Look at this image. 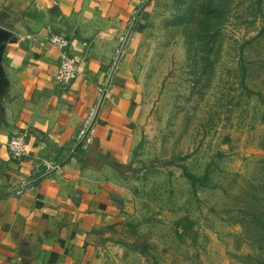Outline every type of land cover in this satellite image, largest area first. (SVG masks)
I'll list each match as a JSON object with an SVG mask.
<instances>
[{
    "label": "rangeland",
    "instance_id": "1",
    "mask_svg": "<svg viewBox=\"0 0 264 264\" xmlns=\"http://www.w3.org/2000/svg\"><path fill=\"white\" fill-rule=\"evenodd\" d=\"M126 49L139 113L117 257L264 259V0H150Z\"/></svg>",
    "mask_w": 264,
    "mask_h": 264
},
{
    "label": "crops",
    "instance_id": "2",
    "mask_svg": "<svg viewBox=\"0 0 264 264\" xmlns=\"http://www.w3.org/2000/svg\"><path fill=\"white\" fill-rule=\"evenodd\" d=\"M147 2L0 0V264H122L109 238L132 210L139 113L125 41ZM51 34L78 60L67 87L55 83ZM104 95L92 143L80 147ZM18 132L28 134L20 161L7 148Z\"/></svg>",
    "mask_w": 264,
    "mask_h": 264
},
{
    "label": "built area",
    "instance_id": "3",
    "mask_svg": "<svg viewBox=\"0 0 264 264\" xmlns=\"http://www.w3.org/2000/svg\"><path fill=\"white\" fill-rule=\"evenodd\" d=\"M122 41H124V38H122ZM49 42L60 52V65L55 76V83L61 87H67L80 74L78 60L69 53L70 43L66 37L59 34H51ZM95 116V111L90 113V116L85 121L83 128L77 136L76 141L80 147L86 148L92 143L93 120ZM27 137L28 134L26 132H18L10 137L7 148L13 160L20 161L29 155L27 150ZM72 152L74 153L75 150L73 149Z\"/></svg>",
    "mask_w": 264,
    "mask_h": 264
},
{
    "label": "water",
    "instance_id": "4",
    "mask_svg": "<svg viewBox=\"0 0 264 264\" xmlns=\"http://www.w3.org/2000/svg\"><path fill=\"white\" fill-rule=\"evenodd\" d=\"M149 1H150V0H148V2H149ZM148 2H147V3H148ZM147 3H146V4H147ZM146 4H145V6H146ZM142 11H143V9L139 12L137 18L135 19V21H134V23H133V25H132V27H131V29H130V31H129V34H128V36H127V39H126V41H125V45L129 42V40H130V38H131V35H132V33H133L134 27L136 26L137 20H138L140 14L142 13ZM120 58H121V55L118 57V60H117L115 66H114V68H113V70H112L111 78H112V76H113V74H114V72H115V70H116V68H117V65H118V63H119ZM111 78H110V79H111ZM104 98H105V95L102 97V100H101L100 105H99V107H98L97 114H96V117H95L94 121L97 119V116H98V114H99V112H100V109H101V106H102V104H103Z\"/></svg>",
    "mask_w": 264,
    "mask_h": 264
},
{
    "label": "trees",
    "instance_id": "5",
    "mask_svg": "<svg viewBox=\"0 0 264 264\" xmlns=\"http://www.w3.org/2000/svg\"><path fill=\"white\" fill-rule=\"evenodd\" d=\"M188 178L191 180L192 185L195 187L198 184L203 185L205 181L208 179V176L206 175L203 178H198L195 175H189ZM186 228H188V226H186ZM248 259L249 260L251 259L250 256H248ZM250 264H264V259H261L260 257H256L253 263L250 262Z\"/></svg>",
    "mask_w": 264,
    "mask_h": 264
}]
</instances>
